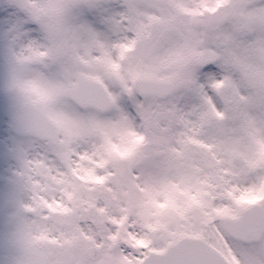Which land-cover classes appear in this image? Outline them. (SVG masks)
Segmentation results:
<instances>
[{
  "label": "snow or ice",
  "instance_id": "obj_1",
  "mask_svg": "<svg viewBox=\"0 0 264 264\" xmlns=\"http://www.w3.org/2000/svg\"><path fill=\"white\" fill-rule=\"evenodd\" d=\"M0 264H264V0H0Z\"/></svg>",
  "mask_w": 264,
  "mask_h": 264
},
{
  "label": "rangeland",
  "instance_id": "obj_2",
  "mask_svg": "<svg viewBox=\"0 0 264 264\" xmlns=\"http://www.w3.org/2000/svg\"><path fill=\"white\" fill-rule=\"evenodd\" d=\"M6 59V52L3 48H0V70L4 68Z\"/></svg>",
  "mask_w": 264,
  "mask_h": 264
}]
</instances>
